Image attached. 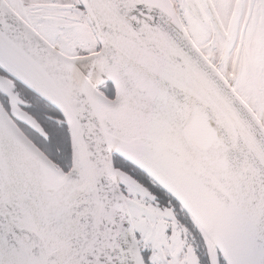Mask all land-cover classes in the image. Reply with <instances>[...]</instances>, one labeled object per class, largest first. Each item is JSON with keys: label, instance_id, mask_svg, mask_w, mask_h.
<instances>
[{"label": "snow or ice", "instance_id": "6c2138e0", "mask_svg": "<svg viewBox=\"0 0 264 264\" xmlns=\"http://www.w3.org/2000/svg\"><path fill=\"white\" fill-rule=\"evenodd\" d=\"M0 264H264V0H0Z\"/></svg>", "mask_w": 264, "mask_h": 264}]
</instances>
